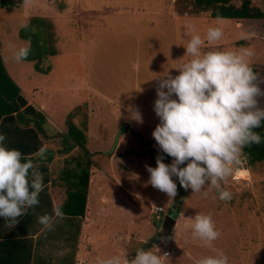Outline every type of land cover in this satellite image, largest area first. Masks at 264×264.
<instances>
[{"label": "rangeland", "instance_id": "obj_1", "mask_svg": "<svg viewBox=\"0 0 264 264\" xmlns=\"http://www.w3.org/2000/svg\"><path fill=\"white\" fill-rule=\"evenodd\" d=\"M10 1L11 9L0 7L3 64L22 95L47 117L48 146L63 152V165L82 154L77 146L65 150L62 145L69 122L80 128L86 122V145L99 170L91 184L94 221L83 233L84 248L92 251L91 235L99 259L123 248L132 259L136 249L155 245L161 255L170 252L164 264H194L212 254L189 227L191 217L205 213L221 234L214 247L229 264H264V161L249 166L242 159L234 167L222 181L233 194L229 201L214 199V189L208 195L192 193L175 177L177 195L171 200L148 183L146 168L156 166L158 155L166 164L173 160L152 137L159 123L153 105L159 75L167 70L176 75L170 67L184 60L180 44L189 38L183 36L184 26L190 23L202 37L209 25L222 26L224 37L210 48L254 49L252 67L264 91V19L213 18L209 10L196 9L193 0ZM262 2L251 0V5L261 8ZM231 3L240 5L239 0ZM34 16L53 24L57 52L42 62L43 68L51 67L46 74L37 72L34 62H17L8 47L9 42L17 47L29 42L19 30ZM257 100L264 107V95ZM146 150L147 156L137 154ZM159 207L164 218L176 217L172 237L161 233L163 221L155 219Z\"/></svg>", "mask_w": 264, "mask_h": 264}, {"label": "clouds", "instance_id": "obj_2", "mask_svg": "<svg viewBox=\"0 0 264 264\" xmlns=\"http://www.w3.org/2000/svg\"><path fill=\"white\" fill-rule=\"evenodd\" d=\"M184 28L183 36L189 37L180 44L185 49L184 60L170 67L177 70L176 75L168 70L159 75L153 105L159 123L152 137L161 152L173 160L166 164L164 156L158 155L155 167L147 165L148 183L172 200L177 195L175 177L181 187L190 188L192 193L204 191L208 195L214 189V199L229 201L233 194L222 181L241 163L246 147L264 142V137L255 131L264 124V107H259L257 100L264 91L256 83L258 76L252 67L255 51L243 46L210 48L224 37L223 27L217 24L209 25L203 37L190 23ZM241 38L250 37L242 34ZM8 47L17 62L26 59L31 50L30 42L19 47L9 42ZM136 119L142 120L139 113ZM6 139L0 133V217L15 225L18 217L40 202L45 185L35 161L45 159L47 149L42 147L25 155L8 147ZM62 208V203H57L51 214L37 217L41 233L53 230L64 219ZM189 227L192 236L212 250V254L196 259L194 264H229L228 256L214 247L213 242L221 234L211 215L196 213ZM159 252L155 245L139 248L129 259L123 248L101 258L98 264H164L168 253Z\"/></svg>", "mask_w": 264, "mask_h": 264}, {"label": "trees", "instance_id": "obj_3", "mask_svg": "<svg viewBox=\"0 0 264 264\" xmlns=\"http://www.w3.org/2000/svg\"><path fill=\"white\" fill-rule=\"evenodd\" d=\"M239 1V6L232 4L231 0H193V5L200 11L209 10L213 18L264 19V0L261 8L252 6L251 0ZM13 6L14 2L10 0H0L1 8L11 9ZM52 25V22L34 16L27 27L19 30L20 38L28 40L31 47L30 54L24 61L34 62L36 71L44 74L48 73L51 67L43 68L42 62L57 52L54 34L51 32ZM45 123L46 116L28 104L21 89L7 72L0 52V133L7 137L5 144L19 149L26 155L31 149L40 146L38 142L37 145L30 147L28 144L30 134L36 139L38 135L47 138L43 127ZM69 123L62 145L65 150L67 145L77 146L82 154L79 157H71L60 173L59 177L63 181L66 194L62 210L65 214L81 217L84 223H88L90 220L88 195L99 167L91 159L86 145V122L83 123L84 128H80L72 121ZM255 131L264 137V124ZM149 153L146 150L137 154L144 157ZM242 159L249 166L264 161V142L246 147Z\"/></svg>", "mask_w": 264, "mask_h": 264}, {"label": "crops", "instance_id": "obj_4", "mask_svg": "<svg viewBox=\"0 0 264 264\" xmlns=\"http://www.w3.org/2000/svg\"><path fill=\"white\" fill-rule=\"evenodd\" d=\"M24 98L28 99L25 96ZM27 102L35 107L30 99ZM30 137L28 144L31 148L38 142L40 146L31 149L26 155L34 154L42 147L47 149L46 158L35 161L37 170L43 176L45 187L39 195V204L18 217L17 224L10 225L0 217V264H98L100 259L91 242L92 236L90 235L88 241L92 245V251L85 249L82 243L83 233L93 227L92 185L88 195L90 207L88 223H84L81 217L64 213V219L56 223L53 230L46 234L41 233L42 226L37 223V217L44 213L51 214L53 206L57 203L63 204L65 200L63 181L59 176L66 165L60 160L64 158L63 152L56 147L48 146V137L44 139L38 135L36 139L31 134Z\"/></svg>", "mask_w": 264, "mask_h": 264}, {"label": "water", "instance_id": "obj_5", "mask_svg": "<svg viewBox=\"0 0 264 264\" xmlns=\"http://www.w3.org/2000/svg\"><path fill=\"white\" fill-rule=\"evenodd\" d=\"M175 224L176 217L170 215L165 216L161 227V233L163 234V236L172 237Z\"/></svg>", "mask_w": 264, "mask_h": 264}, {"label": "built area", "instance_id": "obj_6", "mask_svg": "<svg viewBox=\"0 0 264 264\" xmlns=\"http://www.w3.org/2000/svg\"><path fill=\"white\" fill-rule=\"evenodd\" d=\"M158 212H157V214L155 215V219L157 220V221H163L164 220V217H163V215L162 214H160L162 211H163V209L161 208V207H159L158 208V210H157ZM161 243V241L158 243V244H160ZM164 253H168V255H169V251H167V250H163V254Z\"/></svg>", "mask_w": 264, "mask_h": 264}]
</instances>
